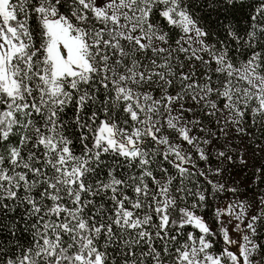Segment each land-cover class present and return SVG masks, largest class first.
<instances>
[{
	"label": "snow or ice",
	"instance_id": "snow-or-ice-1",
	"mask_svg": "<svg viewBox=\"0 0 264 264\" xmlns=\"http://www.w3.org/2000/svg\"><path fill=\"white\" fill-rule=\"evenodd\" d=\"M0 264H264V0H0Z\"/></svg>",
	"mask_w": 264,
	"mask_h": 264
},
{
	"label": "rangeland",
	"instance_id": "rangeland-1",
	"mask_svg": "<svg viewBox=\"0 0 264 264\" xmlns=\"http://www.w3.org/2000/svg\"><path fill=\"white\" fill-rule=\"evenodd\" d=\"M257 162H258V161H256V160L250 162V167H249V169L247 170V174H248V175H251V171H252L251 164H255V163H257ZM238 178H239V177H238ZM253 187H255V186L253 185Z\"/></svg>",
	"mask_w": 264,
	"mask_h": 264
},
{
	"label": "trees",
	"instance_id": "trees-1",
	"mask_svg": "<svg viewBox=\"0 0 264 264\" xmlns=\"http://www.w3.org/2000/svg\"><path fill=\"white\" fill-rule=\"evenodd\" d=\"M237 17L240 18V14L239 13H237ZM212 19H215V17H213Z\"/></svg>",
	"mask_w": 264,
	"mask_h": 264
}]
</instances>
